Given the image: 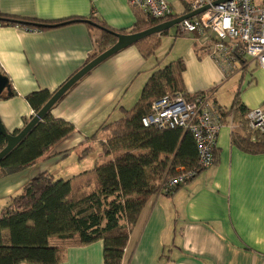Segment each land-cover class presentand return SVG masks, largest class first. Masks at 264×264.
<instances>
[{
    "label": "crops",
    "instance_id": "obj_1",
    "mask_svg": "<svg viewBox=\"0 0 264 264\" xmlns=\"http://www.w3.org/2000/svg\"><path fill=\"white\" fill-rule=\"evenodd\" d=\"M166 1L175 18L189 14L184 1ZM0 14L43 21L94 18L113 30H130L138 20L148 21L127 0H0ZM167 32L172 48L173 41L174 45L186 42L177 59L184 65L180 75L184 93H209L218 107L228 111L215 94L233 74L224 76L209 57L210 46L199 36L178 35L176 27L174 37ZM100 37L98 29L80 21L43 31L0 27V71L13 91L11 97L0 98V120L8 133L21 130L33 116L25 97L38 91L53 94L98 52ZM154 56L144 58L135 44L127 47L63 96L50 115L70 124L75 132L36 164L0 176V211L43 172L69 180L94 168L102 157L97 144L104 142L99 127L120 119L122 110L134 106L158 64L152 61ZM248 65L259 69L258 86V81H264V69L255 62H245L235 73ZM239 100L246 110L263 105L264 87L257 96ZM239 123L231 115L222 119L211 168L170 195L155 193L148 199L129 235L121 264H264V153L249 154L232 144L231 134ZM89 146L94 151L79 160ZM58 264H103L102 242L66 248Z\"/></svg>",
    "mask_w": 264,
    "mask_h": 264
},
{
    "label": "trees",
    "instance_id": "obj_2",
    "mask_svg": "<svg viewBox=\"0 0 264 264\" xmlns=\"http://www.w3.org/2000/svg\"><path fill=\"white\" fill-rule=\"evenodd\" d=\"M78 21L101 32L98 52L85 64L111 47L118 35L142 32L164 22L138 20L130 30H113L94 18L43 21L0 14V27L16 26L37 31ZM167 34L163 32L160 36ZM161 37L151 36L135 45L144 58H149L159 47ZM159 67L157 64L152 70L134 106L128 111L122 110L120 119L99 127L98 132H106L107 136L100 145L102 157L91 171L69 180L55 179L43 172L28 181L0 211V264H58L66 248L96 241L102 242L103 264H121L129 235L148 199L157 192L161 182L175 176L179 168L190 170L196 168L197 163L195 144L188 132L178 128L159 131L141 125V119L150 113L154 101L167 94L184 93L180 78L183 62L177 60ZM11 93L12 96V89ZM51 96L48 91H38L25 97L33 116ZM1 98L8 97L3 94ZM239 98L237 91L229 110L221 114L222 119L228 115L239 119L231 142L246 153H264V135L248 130L247 110ZM28 122L25 121V125ZM74 132L70 124L54 119L48 112L0 162V176L36 164ZM5 144L0 136V151ZM92 151L93 147L89 146L78 159Z\"/></svg>",
    "mask_w": 264,
    "mask_h": 264
},
{
    "label": "built area",
    "instance_id": "obj_3",
    "mask_svg": "<svg viewBox=\"0 0 264 264\" xmlns=\"http://www.w3.org/2000/svg\"><path fill=\"white\" fill-rule=\"evenodd\" d=\"M189 13L208 7L175 27L181 36L197 35L210 46L209 57L225 77L255 62L264 69V0H230L213 5L215 0H182ZM148 20L165 21L173 16L166 0H127ZM248 59V60H247ZM209 93L187 96L175 92L151 104L150 113L141 119L144 128L163 131L181 129L188 132L197 152L196 168L179 172L163 180L158 195H170L193 179L200 171L214 165V152L222 128L221 114ZM245 121L250 132L264 135V104L247 110Z\"/></svg>",
    "mask_w": 264,
    "mask_h": 264
},
{
    "label": "water",
    "instance_id": "obj_4",
    "mask_svg": "<svg viewBox=\"0 0 264 264\" xmlns=\"http://www.w3.org/2000/svg\"><path fill=\"white\" fill-rule=\"evenodd\" d=\"M230 0H215L213 5L223 3ZM208 7H204L196 12L189 13L184 16L174 18L170 21L160 23L142 32L118 35L117 41L104 52L97 55L93 60L83 66L73 76H71L62 86H60L43 105L37 114H35L29 122L17 133H8L0 120V136L5 139V147L0 151V162L23 140V138L31 131V129L62 99V97L84 76L91 72L95 67L102 62L116 55L123 49L130 47L139 41L154 35H160L175 27L180 21L192 18L195 15L205 11ZM5 94L11 97V89L8 78L0 72V98Z\"/></svg>",
    "mask_w": 264,
    "mask_h": 264
},
{
    "label": "rangeland",
    "instance_id": "obj_5",
    "mask_svg": "<svg viewBox=\"0 0 264 264\" xmlns=\"http://www.w3.org/2000/svg\"><path fill=\"white\" fill-rule=\"evenodd\" d=\"M168 36H175V27L169 30ZM180 45H182V47ZM185 45V41L177 42L175 45L173 41L172 48V41H170L169 37L163 36L160 39V44L155 52V56L152 57V61L154 64L158 63L159 65H162V67L170 62H174L180 57L182 51L185 49ZM237 69H239V66H237ZM258 70L259 69L255 68L254 65H248L241 72L234 73L224 84V86L217 90L215 94V98L218 99L220 105L229 109L231 105V99L233 98L234 93L237 91L240 93V98H251L257 96L264 87V81L262 80L258 81V86L255 85V78ZM99 132L100 140H105L107 133L103 131ZM101 143L102 141H99L96 147L97 149H100ZM71 160H73L72 157L69 161L71 162Z\"/></svg>",
    "mask_w": 264,
    "mask_h": 264
}]
</instances>
